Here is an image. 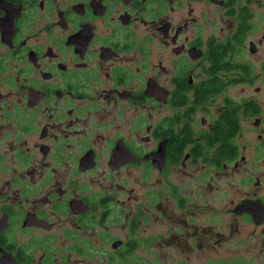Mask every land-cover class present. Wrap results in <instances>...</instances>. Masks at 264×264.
<instances>
[{"label":"flooded vegetation","instance_id":"flooded-vegetation-1","mask_svg":"<svg viewBox=\"0 0 264 264\" xmlns=\"http://www.w3.org/2000/svg\"><path fill=\"white\" fill-rule=\"evenodd\" d=\"M0 264H264V0H0Z\"/></svg>","mask_w":264,"mask_h":264}]
</instances>
